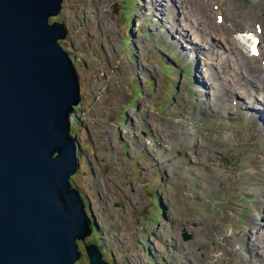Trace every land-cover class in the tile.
<instances>
[{"label": "bare ground", "instance_id": "6f19581e", "mask_svg": "<svg viewBox=\"0 0 264 264\" xmlns=\"http://www.w3.org/2000/svg\"><path fill=\"white\" fill-rule=\"evenodd\" d=\"M65 1L63 0L59 13L49 17V22L64 25L65 37L58 42L69 54L80 83V103L74 108L75 118L71 127L78 151L79 166L72 177V184L80 191L91 215L94 227L90 238L100 245L107 260L113 264H124V260L118 257V254L122 253L117 254L114 248L111 250L107 240H110L109 236L115 240L117 235L126 232L121 228L111 232L108 226L107 232L105 228H97V212H94L96 209L92 206L93 200L98 198L108 200V197L102 191L96 171L90 169L89 160L85 164L89 166L90 171L83 169L84 159H82L81 141L78 136L79 129L83 127L86 130L89 123L79 115H87L93 121L91 109L85 103L81 77V69L88 71L90 68L86 60L90 62L92 60L87 59L85 52L75 46L73 33L83 39L94 41L95 38L96 41V29L101 25V21L95 19L93 23L89 15L74 14L68 17L64 13L66 9L76 10L77 5L83 3L72 0L71 5L66 6ZM92 1L87 0L88 3ZM132 1L133 5L127 8L126 0H98L102 7L109 8V13L103 16H107L112 24L111 29L103 33L107 36L104 45L98 47L97 55L106 67L103 79L108 80L109 71L116 73L117 95L110 93L109 98L114 106H119L121 113L123 106L127 107L126 121L129 117L128 123L131 125L128 130L120 128L116 143L111 147L120 149L122 159H119V162L125 174L121 178L127 187L133 185L130 175L134 173L133 166L137 159L140 162V169L150 173L151 177H154L157 171L163 173L169 167H174L176 171L181 169L187 173H194L198 177L217 172L212 181L222 184L231 192L230 198L233 203L243 189V171H249L259 162L264 166V138L256 136L259 129L264 130V82H256L246 74V72L252 74L251 69L256 66L257 75L264 78V25L259 23L257 47L249 44L251 57L246 72L244 68L241 71L236 70L240 78L235 79L227 70L233 68L234 60L220 52L221 42L218 37L208 29L201 28L197 13L191 11L196 8L202 17H206L207 13L202 8V2L208 3L209 0ZM220 2L221 5L224 4L223 1ZM231 16L233 17L232 13ZM217 18L219 23H222L219 28H224L226 25L224 16L219 14ZM245 30L248 34L252 32V28ZM217 35L227 40L220 31ZM245 39L252 41L250 36ZM147 45L161 53L169 63L172 74L165 69V76L156 81L149 80L143 75L141 70L145 65ZM73 47L76 50L75 54L71 50ZM254 47L256 52L253 51ZM257 57L260 58L259 61ZM247 59L245 55L242 57L246 62ZM91 69L99 68L91 67ZM168 82L174 90L170 103L166 101L170 92L163 89ZM156 87L158 94L155 95ZM134 93L135 96L127 102ZM142 98L143 101L140 100ZM132 99L134 104H131ZM132 109L134 113L130 114ZM166 129L171 133H165ZM86 132L88 135L89 131ZM232 133L242 134L246 145L238 146V140H231L233 146L223 155L218 153L212 140L215 142L219 138L229 140ZM193 149L197 153V158L202 156L204 159H195ZM230 152L232 153L229 157ZM94 168L97 170L98 167ZM117 168L121 169L120 166ZM83 172L96 175L94 185L99 188L96 194L91 193L79 181L78 176ZM140 177L143 178L141 175ZM256 180L258 179L250 182ZM160 186L155 192V197L159 203L160 201L165 203ZM250 186L248 184V187ZM259 188L256 192V212L250 216V227L245 234L248 235V232L252 235L257 234L255 239L253 236L248 237V251L252 252L253 246H257V255L264 258V197H262L264 193L261 190L264 185H259ZM243 199L244 197H240L239 201L244 203ZM240 208L249 215L244 204ZM157 211H159L158 207ZM161 217H166V214ZM244 217L245 215L239 218L240 224L243 223ZM160 218L157 221L142 217V220L139 218L135 224L127 222L126 231L129 232L127 230L129 228L135 229L138 234H146L149 231L146 232L144 228L163 229V225L166 227V224H162ZM199 220L198 218L194 222L189 220L186 224L187 231L183 232L166 227L167 232L159 241L162 245L156 248L155 252L147 249L148 264H210L194 250L179 245V241L177 242L174 237L177 236L184 241L190 240L192 227L203 224ZM114 224L119 227V222ZM207 229L209 233L216 235L220 231V225L213 223L207 226ZM184 235L188 238L185 239ZM228 237L234 239L232 234ZM80 245L84 251V243L80 242ZM116 246L117 244L114 247Z\"/></svg>", "mask_w": 264, "mask_h": 264}, {"label": "rangeland", "instance_id": "374dc122", "mask_svg": "<svg viewBox=\"0 0 264 264\" xmlns=\"http://www.w3.org/2000/svg\"><path fill=\"white\" fill-rule=\"evenodd\" d=\"M75 1L83 3V5H77L76 10L66 9L64 13L68 17L74 16V14L89 15L93 23L95 19L101 21V25L96 29L95 36L97 40L95 41V38H93L95 42L86 38L83 39L75 33H73V39L75 40V46L85 52L87 59L92 60L90 62L85 59L90 68L88 71L81 69V77L85 103L91 109L93 121L87 115L80 114V118L89 122L86 127L89 134L87 135L86 130L81 127L78 136L81 141L82 159H84L83 169L89 172L93 168L96 171L95 174L100 180L102 191L108 197V200L102 198L93 200L92 206L96 209L94 212H97V228H105V232H107L108 226L111 232H115L119 228L126 232V234L117 235L115 240L109 236V239L112 240H107L110 249L113 250L114 248L117 254L122 253L118 254V257L124 260V264H148L147 249L155 252L156 248L158 249L162 245L159 241L162 239L163 234L167 232V228L179 232L187 231V222L189 220L194 222L198 218L200 219L199 222H203V224L192 227L190 240L184 241L174 236L176 241H179V245L194 250L199 256L207 259L210 264H264V258L257 255V246H253L252 252L248 251V237L253 236V239H255L257 234L252 235L249 232L248 235L245 234L250 227V216L256 212V192L260 189L259 185H264V166L260 162L256 163L249 171H243V189L233 203L230 198L231 192L222 184L212 181L217 172L206 173L205 176L198 177L194 173H187L181 169L176 171L174 167H169L163 173L157 171L156 175L151 177L150 173L140 169V162L137 159L133 166L134 173L130 175L133 185L131 187L125 185V181L121 178L125 174L119 162V159H122L120 149L119 147H116V149L111 147L116 143L120 128L128 130L131 125L128 123L129 117L126 121L127 107L123 106L121 113L119 106H114L109 98L110 93L117 95L115 90L117 88L116 73L109 71L107 73L108 80H104L103 72L106 67L97 55L99 54L98 47L103 46L105 38H107L103 33L109 31L112 27L109 18L103 16V14L109 13V8L102 7L98 0L89 3L87 0ZM220 1H223L224 4L221 5ZM71 2L72 0H66L65 5L70 6ZM126 2L127 8L133 5L132 0H126ZM202 8L207 13L206 17H202L196 8L191 9V11L197 13L201 28L208 29L218 37L221 42L220 52L234 60L233 68H227L229 74L233 75L235 79L240 78L236 74V70L241 71L244 68L246 72L248 60L251 57L248 49L249 44L257 47L259 23L264 25V0H209L208 3L202 2ZM102 11H105V13H98ZM219 14H222L226 20L224 28H219L222 24L219 23L217 18ZM250 28H252V32L248 34L245 29ZM218 31L224 37H227V40L217 35ZM248 36L252 38L251 42L245 39ZM71 50L74 54L76 53L74 47ZM145 54V65L141 71L147 79L156 81L163 78L165 69L169 74H172L169 63L165 61L157 49L147 45ZM243 54L248 58L247 62L242 60ZM256 59L259 61L260 58L257 57ZM91 67L99 69L92 70ZM255 68L256 66L251 69L252 74L247 72L246 74L256 82H264V78L257 75ZM157 89L158 87L154 90L155 95L158 94ZM163 89L170 92L166 97V101L170 103L172 100L171 95L174 92L171 83L168 82L166 86H163ZM137 94L139 95V92ZM134 96L135 93L127 99V102ZM140 100L143 101L144 99ZM131 104H134V99H132ZM133 113L134 109L130 110V114ZM164 132L171 133L167 129ZM256 136L263 139L264 130L259 129ZM231 140H238V146L246 145L240 133H232L229 140L220 138L217 142L212 140V144L216 145L217 152L223 155L225 151L233 146ZM193 154L195 159H204L202 156L197 158L194 149ZM87 160L90 162V169L85 164ZM119 166L121 169L117 168ZM94 167H98L97 170ZM95 174L90 175L83 172L78 176L84 187L94 194L99 190L94 185ZM254 179L258 180L250 182ZM89 184H92V186ZM248 184L251 186L248 187ZM159 186L165 203L161 201L159 203L155 197V192ZM261 190L264 193V188ZM240 197H244L242 200V202L245 201L244 203L239 201ZM243 204L249 215H246L245 210L240 208ZM157 207L159 211H157ZM165 214L166 217H161ZM244 215V221L240 224L239 218ZM142 217L157 219V221L161 217V223H165L167 228L165 225H163V229L144 228L146 232L149 231L146 234H138L135 229L129 228L127 229L129 232L126 231L127 222L135 224L139 221V218L142 220ZM211 219H213V222H211ZM115 222H119V227L114 224ZM213 223L220 225V231L216 235L209 233L207 229V226H211ZM229 234H232L234 239L228 237ZM116 244L117 246L114 247ZM106 257L108 258L107 255ZM83 260L86 261V256Z\"/></svg>", "mask_w": 264, "mask_h": 264}, {"label": "water", "instance_id": "95a60500", "mask_svg": "<svg viewBox=\"0 0 264 264\" xmlns=\"http://www.w3.org/2000/svg\"><path fill=\"white\" fill-rule=\"evenodd\" d=\"M62 2L0 0V264H113L72 184L80 83L49 22Z\"/></svg>", "mask_w": 264, "mask_h": 264}, {"label": "snow or ice", "instance_id": "6c2138e0", "mask_svg": "<svg viewBox=\"0 0 264 264\" xmlns=\"http://www.w3.org/2000/svg\"><path fill=\"white\" fill-rule=\"evenodd\" d=\"M253 51H254V52H256V49H255V47L253 48Z\"/></svg>", "mask_w": 264, "mask_h": 264}, {"label": "trees", "instance_id": "16d2710c", "mask_svg": "<svg viewBox=\"0 0 264 264\" xmlns=\"http://www.w3.org/2000/svg\"><path fill=\"white\" fill-rule=\"evenodd\" d=\"M113 261V260H112Z\"/></svg>", "mask_w": 264, "mask_h": 264}]
</instances>
